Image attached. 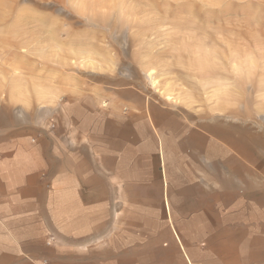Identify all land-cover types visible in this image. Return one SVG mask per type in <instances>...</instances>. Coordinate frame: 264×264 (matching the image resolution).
Masks as SVG:
<instances>
[{"label": "rangeland", "instance_id": "rangeland-1", "mask_svg": "<svg viewBox=\"0 0 264 264\" xmlns=\"http://www.w3.org/2000/svg\"><path fill=\"white\" fill-rule=\"evenodd\" d=\"M0 107L116 151L0 264H264V0H0Z\"/></svg>", "mask_w": 264, "mask_h": 264}, {"label": "crops", "instance_id": "crops-1", "mask_svg": "<svg viewBox=\"0 0 264 264\" xmlns=\"http://www.w3.org/2000/svg\"><path fill=\"white\" fill-rule=\"evenodd\" d=\"M208 129L215 140L209 141L211 153L221 159L222 152L227 154L221 142L228 133L216 136L212 125ZM63 133L51 138L43 127L22 125L12 112L0 107V240L35 241L37 226L53 224L58 211L67 219L70 204L77 211L85 207V177H92L94 170V176L101 177V158L105 170L115 169L116 151L101 154L98 150L95 169L85 160L83 140ZM165 210L169 214L168 206Z\"/></svg>", "mask_w": 264, "mask_h": 264}, {"label": "bare ground", "instance_id": "bare-ground-1", "mask_svg": "<svg viewBox=\"0 0 264 264\" xmlns=\"http://www.w3.org/2000/svg\"><path fill=\"white\" fill-rule=\"evenodd\" d=\"M148 78V77H147ZM150 79V83H151V85L153 84V81H152V79H151V77L149 78ZM216 122V121H215ZM218 127V126H217ZM222 127V126H221ZM223 129H222V134H224V133H231L232 134V136H234L235 134H236V137L240 140V128L239 129H237V130H235V129H232V127H229V126H227V128L226 127H222ZM227 130V131H226ZM229 140V139H228ZM263 144H264V142H263ZM219 146V145H218ZM259 146V145H258ZM212 147V146H211ZM210 147V148H211ZM217 148V147H216ZM221 148V147H220ZM223 148V147H222ZM228 148V147H227ZM248 149V148H247ZM212 150V149H211ZM257 150V149H256ZM215 151V150H214ZM221 151V150H220ZM224 151H226V150H224ZM214 153V152H213ZM225 153V152H224ZM224 153L222 152V155H224ZM226 153H227V151H226ZM212 156H213V154H212ZM217 156V155H216Z\"/></svg>", "mask_w": 264, "mask_h": 264}]
</instances>
